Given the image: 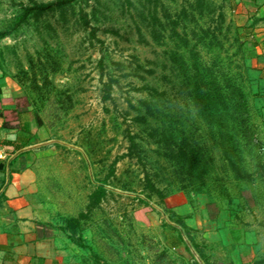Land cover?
<instances>
[{
	"label": "rangeland",
	"instance_id": "374dc122",
	"mask_svg": "<svg viewBox=\"0 0 264 264\" xmlns=\"http://www.w3.org/2000/svg\"><path fill=\"white\" fill-rule=\"evenodd\" d=\"M34 1L56 0H0V31ZM242 3L80 0L67 20L0 39V67L39 119L38 197L80 264H234L213 235L222 210L239 249L264 261V57L259 32L239 27ZM102 180L108 196L89 211Z\"/></svg>",
	"mask_w": 264,
	"mask_h": 264
},
{
	"label": "crops",
	"instance_id": "0c3cea01",
	"mask_svg": "<svg viewBox=\"0 0 264 264\" xmlns=\"http://www.w3.org/2000/svg\"><path fill=\"white\" fill-rule=\"evenodd\" d=\"M242 4L250 10L246 9L248 15L239 27L244 32H259L255 34V44L263 58L264 0H243ZM17 90L0 67V91L4 96H22ZM19 112L22 124L16 129L4 128V118L0 116V162H5L0 170V264H80L74 259L65 233L55 229L54 222L46 217L44 204L36 191L37 178L28 158L40 142L39 119L33 113L32 105L19 109ZM229 213L222 210L214 216L213 220L220 218V230L213 233L214 237H218L225 246L233 247L231 255L234 264L263 261L257 255L259 252L252 254L256 251L239 249L240 239L229 222ZM189 217L185 218L188 224Z\"/></svg>",
	"mask_w": 264,
	"mask_h": 264
},
{
	"label": "trees",
	"instance_id": "16d2710c",
	"mask_svg": "<svg viewBox=\"0 0 264 264\" xmlns=\"http://www.w3.org/2000/svg\"><path fill=\"white\" fill-rule=\"evenodd\" d=\"M80 0H56L53 2H39L34 1L32 5L26 6L24 9V13L17 19L16 24L13 26V28L9 30L0 31V39L4 38L6 35L12 33L14 30H16L19 26L22 24L28 22L30 19H34L36 21H40L44 16L50 15V14H58L63 20H67L68 14L72 11H75L76 4ZM128 2H132V0H127ZM160 1V0H157ZM162 1V0H161ZM157 9V8H156ZM155 9V12L153 14V20L152 22V32H157L156 23L161 22L162 19L157 14V10ZM86 25L90 24V21L86 20ZM264 76V74L262 73ZM147 104V102H146ZM31 105V100L28 96H20V97H14V96H4L2 91H0V116L4 118V122L2 126L6 129H16L20 128L22 124L21 115L19 112V109L26 108ZM15 107V108H12ZM155 129V128H153ZM155 132L158 134L159 129H156ZM164 137H167V134H163ZM132 145L130 146L131 153L133 154L138 149V143L136 141L135 136L131 134L130 136ZM166 139V138H164ZM168 140V139H166ZM163 140H159V143L163 144ZM163 146V145H162ZM25 147L24 146H18L17 149H21ZM164 148L166 150V153L170 152V154H166L168 157H172L176 155V151L174 147L168 142L166 145H164ZM5 162H0V170L4 168ZM147 185L144 187V193L146 194V197L149 200H153L154 195L157 193H160L159 188L154 184L152 178L148 175L146 178ZM107 180H102L101 184L97 186L96 190L91 194L90 196V203L88 205V210L92 211L94 208L99 206L108 196L109 190L106 188ZM78 219H73L70 221V228L73 233L77 232L78 226H77ZM179 224L185 229L186 234L188 237L192 240L191 231L194 229L191 227L187 222L186 219L181 217L179 220ZM181 239L183 240V236H181ZM194 246L198 248L197 244L194 243ZM256 264H264V261H259Z\"/></svg>",
	"mask_w": 264,
	"mask_h": 264
}]
</instances>
